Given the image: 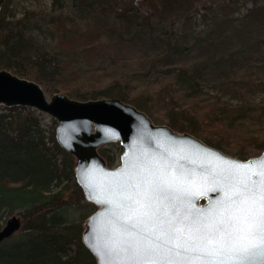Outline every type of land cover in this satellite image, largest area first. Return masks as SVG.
Returning <instances> with one entry per match:
<instances>
[{"label":"trees","instance_id":"obj_1","mask_svg":"<svg viewBox=\"0 0 264 264\" xmlns=\"http://www.w3.org/2000/svg\"><path fill=\"white\" fill-rule=\"evenodd\" d=\"M50 3L54 10L68 3L72 16L78 20L64 17L61 12L48 19L37 15L15 18V11L9 9V3L3 8V1L0 69L39 83L48 94L63 92L78 100L119 98L150 117L155 108L152 104L159 101L166 109L168 125L175 130L189 132L224 152H228L226 146L237 140L255 148L253 152L237 150L241 159L264 149V74L244 71L235 76L224 68L222 57L213 62L199 55L192 63L174 57L189 49V39L182 32L190 12L214 4L224 8L227 0H211L208 5L203 0H50ZM256 5L249 9L250 16L264 11V1ZM60 17L67 18L60 33L61 43L70 46L68 42L73 40L72 47H56L52 43L59 36L49 30L50 25ZM96 17L103 19L98 25L93 20ZM179 20L183 29L176 33L171 28ZM245 20L241 19L238 26L239 38L248 45L249 37L242 34H249L248 29L241 28L246 26ZM74 34L77 36L73 37ZM112 34L119 38H113ZM129 34L133 36L124 38ZM150 34L159 41L153 50L140 53L122 50L133 40L136 42V36L146 38ZM106 38L120 45L117 48L121 54L100 52V45L110 43ZM245 51L240 44L237 54L247 60ZM99 53L103 56H98ZM215 65L221 67L216 72L211 70L216 82L208 79L205 70ZM203 81H212L223 92L232 93L237 102L217 98L214 103L199 105L184 100L195 96ZM176 87L185 94H176L173 91ZM259 91L263 96L256 102L253 97ZM40 118V112L26 106L0 105V226L4 216L15 211L22 218L18 232L0 242V264H95L80 240L81 228L72 225L64 215L71 204L61 199L68 190L62 180H74L73 156L57 144L53 127L48 141L62 159L58 162L49 154L39 127ZM99 152L112 165L114 157L106 150ZM73 186L79 194L76 182ZM71 244L76 247L72 254Z\"/></svg>","mask_w":264,"mask_h":264},{"label":"water","instance_id":"obj_2","mask_svg":"<svg viewBox=\"0 0 264 264\" xmlns=\"http://www.w3.org/2000/svg\"><path fill=\"white\" fill-rule=\"evenodd\" d=\"M3 0H0V6ZM0 105L6 107L26 106L44 112L56 121L54 137L57 144L74 158V177L83 192L86 201L96 208L84 221L81 242L93 256L95 264H135L132 259L134 250L143 255L149 237L156 242L153 232L161 229L160 220L167 221L175 215L178 208L181 216L190 214L185 222V236H202L195 232L197 225L191 222L200 216L197 210L205 213L212 211L213 216L203 223H213L223 217V207L231 204L225 201V191L229 187L238 190L231 205L233 214L239 207L244 214L250 211L249 231L235 230L228 225V231H222L220 243L224 251L218 256L226 264H264V244H261L260 232L255 227L259 212L258 186L264 181V150L258 155L246 159L231 156L220 149L206 144L200 138L174 130L165 124L153 123L151 118L134 105L119 98L101 97L78 100L63 92L47 95L43 87L28 78L20 77L10 70L0 69ZM119 142L122 151L115 166H107L98 148L110 142ZM187 177L195 184H187V193H177L179 197L172 207V201L165 200L169 206L167 217L157 213V218L127 219L132 201L128 197L141 199L137 192L145 190V181L156 177ZM207 178V179H204ZM224 201V205L221 202ZM241 201L245 203L241 204ZM163 205H153V209ZM137 224L133 227V224ZM21 226L20 219L12 215L0 229V242L11 236ZM167 227V223L163 225ZM222 229L224 226H221ZM241 227L237 225V229ZM145 229H148L146 231ZM199 241L189 240L190 244ZM159 252L160 257L177 259L197 255L185 253L183 249L168 252L167 248ZM155 255V254H153Z\"/></svg>","mask_w":264,"mask_h":264},{"label":"rangeland","instance_id":"obj_3","mask_svg":"<svg viewBox=\"0 0 264 264\" xmlns=\"http://www.w3.org/2000/svg\"><path fill=\"white\" fill-rule=\"evenodd\" d=\"M4 5L3 8L6 7L7 3H9L7 6L10 10L15 11V18H22L23 15H27L28 17L32 16H41L46 19L53 16H59V12L66 17V16H72L71 8L69 7V4L67 3L65 7L62 9H53L54 7L50 3V0H3ZM206 2V5L209 4L211 0H203ZM218 1V0H217ZM264 0H227L228 4L224 8H220L218 6L212 5L211 8H199L198 10H194L190 12L189 19L186 22V27L184 32H182L181 29H183L180 25V21L176 22L174 26L171 28L176 33L182 32L186 38L189 39V45L188 48L184 50V52L176 53L174 57L179 58L182 62H188L192 63L195 59L199 58V55L204 56L206 59L216 62V60L220 57L224 58L225 60V67L227 70H230L231 72L235 73V76L238 74L249 71L255 73L256 75H261V73L264 74V11L263 12H256L253 13L251 16L248 14L249 9H251L254 4L260 5ZM3 3V2H2ZM1 3V6H2ZM256 5V6H257ZM246 16H248L246 18ZM64 17L58 18L52 25H50L51 29L55 31L58 37H56V40L52 42L56 47H72V43L75 41L71 40L68 43H71L70 46H65L64 42L61 43L60 40V33L62 31V25L63 22L67 19ZM74 16H72L73 18ZM75 20H78L77 16L74 17ZM241 19L245 20L243 24L245 23L246 26L241 27L242 30L248 29L249 34L242 32V34L246 37H249V44L247 45V42L245 40H240L239 38V24L241 23ZM95 24L99 21H102L99 17H96L93 19ZM92 27V25H89ZM243 26V25H242ZM46 27V28H50ZM103 31V30H102ZM36 35V34H35ZM34 35V36H35ZM104 35V34H103ZM102 35V38H103ZM77 36V34H74L73 37ZM87 36V35H83ZM132 37V34L126 35L124 38ZM37 39L39 38L40 41L43 40V37L41 35L35 36ZM113 38H119L116 34H112ZM202 37V38H201ZM105 39V37L103 38ZM109 40L110 43H107V46H102L100 52H111V55H119L120 53V45H116L112 40L106 38ZM136 42L133 40L132 44L122 49L123 51H127L129 53H140V52H147L149 50H153L156 48L159 44L158 39L154 37L153 34H150L148 37L143 38L139 35L135 37ZM194 40V42H193ZM47 41V40H46ZM48 42V41H47ZM135 42V44H133ZM240 42V43H239ZM240 44H243V46L246 48V51L244 54L248 57L247 60L241 59L239 55L237 54V50L240 47ZM67 45V44H66ZM98 56H103L101 53H99ZM206 74L208 75V79L214 80L216 82V76L212 72H216L221 70V67L219 65L207 67ZM212 70V71H211ZM254 77V76H253ZM173 91L177 92L176 94H179L183 96L185 94V91L180 89L174 88ZM254 94V100L256 102H259L262 98L261 92H255ZM46 94L49 96L51 94ZM195 96H191L188 99H184L192 102H197L199 105L201 104H211L214 103L215 100L221 101H229L232 104H235L238 99L233 97L232 93L223 92L220 90L217 86L213 85L212 81H203L200 85V91ZM197 95V97H196ZM193 100V101H192ZM131 104V103H130ZM133 105V104H132ZM155 106L153 108V115L150 117L145 111V113L151 118L153 123L156 124H165L168 125L167 115H166V109L161 107L163 104L159 101L154 104ZM135 106V105H134ZM141 110V109H140ZM37 111V110H36ZM143 111V110H142ZM40 128L42 129V132L44 134V141L46 143V146H49V154L53 155L56 161H61L62 155L59 154L54 148H52V144L48 141V135L50 132V129L53 127L55 129L56 121L49 116L46 113L40 112ZM169 126V125H168ZM201 139V138H200ZM114 145H110V143L104 144L98 148V152L100 149L102 151L106 150V153L112 155L114 157V162L112 165L108 166H115L119 162V154L121 152V148L118 143H111ZM226 152L229 155L236 156L237 157V150L239 149H247L253 152L255 148H251L249 146L243 145L239 140L231 142L228 146H226ZM260 153V152H259ZM259 153H255L251 156H256ZM100 154V152H99ZM101 155V154H100ZM103 157V156H102ZM75 158H73L74 164ZM73 177H74V168H72ZM62 184L66 183V188L68 190L63 194V197L61 199L67 201L71 205H69V208L64 212V215L67 220L72 225H77L81 228H83L85 218L90 214L96 206L92 204L91 202L86 201V199L83 196L82 189L73 179H64L62 180ZM76 182V184L79 187V194L76 192L75 189H72L71 186ZM74 187V186H73ZM85 213V214H84ZM12 215L17 216L20 218V221H22L21 215H19L18 211L13 212L12 214L5 215L3 218V221L1 223L0 229L5 225V222L8 218H10ZM19 230V229H18ZM18 231H16L14 234H16ZM80 240H81V233H80ZM75 245H70L69 253L72 254L75 250Z\"/></svg>","mask_w":264,"mask_h":264},{"label":"snow or ice","instance_id":"obj_4","mask_svg":"<svg viewBox=\"0 0 264 264\" xmlns=\"http://www.w3.org/2000/svg\"><path fill=\"white\" fill-rule=\"evenodd\" d=\"M261 168L264 170V162H261ZM207 179V178H204ZM187 184L192 186L195 184V180H188L187 177H164L159 176L154 180L145 181V190L137 192L136 195L141 199H135L128 197L132 201V205L129 206L128 211L131 213L127 219L132 220L134 217L138 218L140 222H143V218L149 219L157 218V213L167 217L169 214V206L164 204L165 200L172 201V207H175V201L179 198L177 193H187L189 187H182L181 185ZM259 192V212L258 219L256 220L255 227L260 232L261 244H264V181L258 186ZM238 190L234 187H229L225 191V201H230L231 204L223 207V212H219V215L223 217L224 213H228L227 220L221 218L213 223H203V221L209 220L213 216V212L209 211L205 213L203 210H197L200 216L195 220H192L193 225H197L194 229L195 232H203L202 236L191 235L193 229L189 228V234L185 236L184 224L190 219V214L181 216L180 210L177 208L175 215L167 221L160 220L161 229L158 232H153L152 235L156 242L149 237H145L148 240L147 247L142 251L148 258H144L143 255H137L140 250H134L132 259L135 264H226L223 259L218 260V256L224 251L223 245L219 248L213 247L220 243L222 236L218 237L222 231H228V225L235 230L244 231L245 227L250 231L253 228V223H249L250 211H246L241 214V209L236 208V214H233L231 205H236V201L233 200V196L237 195ZM241 204L245 201H241ZM163 205L164 210L161 212L160 207L153 209V205ZM224 205V201L221 202ZM167 223V227L163 225ZM237 225H240L237 229ZM137 224H133L136 227ZM221 226H224L223 229ZM148 231V229H145ZM189 240L199 241L196 244H190ZM168 245H172L171 248H167L168 252H172L174 249H183L185 253H197L194 256H183L179 251L175 252L177 259H171L168 257H160L158 254L161 249H165ZM155 254V255H153Z\"/></svg>","mask_w":264,"mask_h":264}]
</instances>
